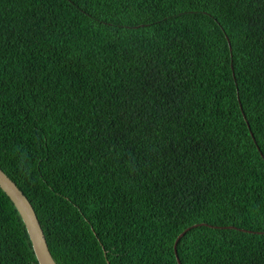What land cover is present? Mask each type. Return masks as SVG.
Segmentation results:
<instances>
[{
    "label": "trees",
    "instance_id": "trees-1",
    "mask_svg": "<svg viewBox=\"0 0 264 264\" xmlns=\"http://www.w3.org/2000/svg\"><path fill=\"white\" fill-rule=\"evenodd\" d=\"M0 167L58 264H264V0H0Z\"/></svg>",
    "mask_w": 264,
    "mask_h": 264
},
{
    "label": "water",
    "instance_id": "water-1",
    "mask_svg": "<svg viewBox=\"0 0 264 264\" xmlns=\"http://www.w3.org/2000/svg\"><path fill=\"white\" fill-rule=\"evenodd\" d=\"M248 126L250 128V124L247 120V117L244 115ZM253 137L254 134L251 131ZM0 188L5 192V194L11 199L15 207L17 208L19 214L21 215L28 235L30 237L34 253L38 260L39 264H58L55 260L52 252L50 250L44 229L41 225L38 214L29 200V198L25 195V193L21 190L18 184L0 167ZM200 225H208L207 223H196L188 228H186L183 232H181L175 240L174 243V251L176 254V259L179 264H182L180 256L178 254V244L180 239L185 235L187 231H189L192 227H197ZM235 226H227L224 228H234ZM245 230V229H243ZM253 232V231H249ZM259 234H264V232H255Z\"/></svg>",
    "mask_w": 264,
    "mask_h": 264
}]
</instances>
